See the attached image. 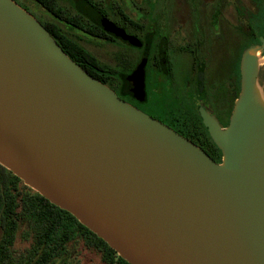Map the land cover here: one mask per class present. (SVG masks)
I'll return each mask as SVG.
<instances>
[{
    "label": "water",
    "instance_id": "1",
    "mask_svg": "<svg viewBox=\"0 0 264 264\" xmlns=\"http://www.w3.org/2000/svg\"><path fill=\"white\" fill-rule=\"evenodd\" d=\"M252 49L263 54L264 39L244 53L229 127L201 112L223 152L217 164L85 72L14 0H0V165L129 264H264V62ZM145 66L125 83L139 100Z\"/></svg>",
    "mask_w": 264,
    "mask_h": 264
},
{
    "label": "flooded vegetation",
    "instance_id": "2",
    "mask_svg": "<svg viewBox=\"0 0 264 264\" xmlns=\"http://www.w3.org/2000/svg\"><path fill=\"white\" fill-rule=\"evenodd\" d=\"M15 2L22 7L20 0ZM260 3L256 13L240 0H67L65 5L80 12L82 23L79 29L72 25L63 29L105 65L100 74L121 100L170 127L212 159L219 156V161L213 160L222 164L223 152L201 112L210 114L219 128L229 127L234 95L241 92L244 53L261 46L264 39ZM98 19L109 22L119 35L103 29ZM227 44L230 48L221 62L228 70L218 76L213 54L217 46L223 52ZM232 46L240 49L235 55ZM231 57L235 59L229 65ZM143 61L145 97L139 100L126 93L125 83ZM179 62L189 68L186 84L176 76ZM259 82L264 88L263 65ZM150 95L162 100L159 112L148 111Z\"/></svg>",
    "mask_w": 264,
    "mask_h": 264
},
{
    "label": "trees",
    "instance_id": "3",
    "mask_svg": "<svg viewBox=\"0 0 264 264\" xmlns=\"http://www.w3.org/2000/svg\"><path fill=\"white\" fill-rule=\"evenodd\" d=\"M35 1L44 13L43 18L36 19L62 50L94 79L113 88L100 74L105 65L69 39L63 29L65 25L79 29L80 12L60 0ZM261 1L264 23V0ZM234 98H239L238 93ZM87 255L97 256L98 264H129L73 215L0 165V264H86Z\"/></svg>",
    "mask_w": 264,
    "mask_h": 264
},
{
    "label": "rangeland",
    "instance_id": "4",
    "mask_svg": "<svg viewBox=\"0 0 264 264\" xmlns=\"http://www.w3.org/2000/svg\"><path fill=\"white\" fill-rule=\"evenodd\" d=\"M21 1V5H22V8L24 10H26L27 12L33 14L34 17L36 16H43L44 13L42 11L41 8H39L37 5H36V2L35 0H20ZM62 4H67V0H60ZM241 3L248 9V10H251L253 12H258L259 11V8L261 6V3H260V0H240ZM231 15H233V12H231ZM44 17V16H43ZM232 17V16H231ZM235 45V44H234ZM215 47V46H214ZM228 47L229 45L227 44V47L225 46L224 48V51L221 52L218 50V46L216 47V50L214 51V54H213V59H212V65L215 66V68H217V75L218 76H223V74L225 75L227 70H228V67H224L222 65L223 62L222 59H223V56H224V52H225V58H226V53L228 52ZM230 48V47H229ZM232 50L234 52V55H235V52H239V47L238 46H232ZM236 57V56H235ZM229 65H232L233 61H234V57H231L229 58ZM243 60V59H242ZM262 63V62H261ZM223 66V67H222ZM263 66H264V63H263ZM221 68V69H220ZM260 68V67H259ZM189 71V68L187 65H185L184 63H180L178 64L177 68H176V76H177V79L180 80V82L182 83H187V73ZM259 91V97L261 99H263L264 101V90L263 91H260V89H258ZM151 96V95H150ZM150 100L152 101L150 103V105L148 106L149 107V112L150 111H153V112H159L161 110V107H162V100H159L158 97H150ZM262 101V100H261ZM161 106V107H160ZM207 113V112H206ZM208 114V113H207ZM224 114V113H223ZM210 115V114H208ZM225 115H227V113H225ZM211 117V116H210ZM86 264H98L99 263V258L95 255H87L86 256Z\"/></svg>",
    "mask_w": 264,
    "mask_h": 264
},
{
    "label": "bare ground",
    "instance_id": "5",
    "mask_svg": "<svg viewBox=\"0 0 264 264\" xmlns=\"http://www.w3.org/2000/svg\"><path fill=\"white\" fill-rule=\"evenodd\" d=\"M250 55L261 58V61L264 62V55H262L261 51L258 49H252L250 51Z\"/></svg>",
    "mask_w": 264,
    "mask_h": 264
}]
</instances>
